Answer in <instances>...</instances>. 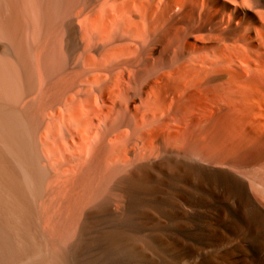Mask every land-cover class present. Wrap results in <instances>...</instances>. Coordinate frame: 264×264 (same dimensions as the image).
Returning <instances> with one entry per match:
<instances>
[{
  "label": "bare ground",
  "instance_id": "6f19581e",
  "mask_svg": "<svg viewBox=\"0 0 264 264\" xmlns=\"http://www.w3.org/2000/svg\"><path fill=\"white\" fill-rule=\"evenodd\" d=\"M243 190L264 203V0H0V264L78 238L152 264L164 221Z\"/></svg>",
  "mask_w": 264,
  "mask_h": 264
},
{
  "label": "rangeland",
  "instance_id": "374dc122",
  "mask_svg": "<svg viewBox=\"0 0 264 264\" xmlns=\"http://www.w3.org/2000/svg\"><path fill=\"white\" fill-rule=\"evenodd\" d=\"M215 195L222 198L223 203L213 207L203 204L188 211L195 221L186 218L180 226L162 223L163 230L179 231L183 236L153 238L152 264H264V203L256 201L247 190L219 191ZM259 197L264 201V193H259ZM231 198L236 200L237 206L231 204ZM66 248L58 264H103L92 257L85 240L74 239ZM30 260L34 263L39 258Z\"/></svg>",
  "mask_w": 264,
  "mask_h": 264
}]
</instances>
